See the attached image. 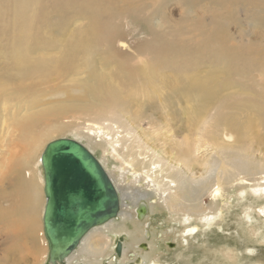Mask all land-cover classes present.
I'll return each instance as SVG.
<instances>
[{"label": "rangeland", "instance_id": "obj_1", "mask_svg": "<svg viewBox=\"0 0 264 264\" xmlns=\"http://www.w3.org/2000/svg\"><path fill=\"white\" fill-rule=\"evenodd\" d=\"M67 1L70 3H62ZM71 1L0 0V264L18 260L20 242L27 243L23 250L26 257L18 264H33L28 251L35 246L41 249L40 262L44 258L46 245L34 237V230L28 231L33 217L38 223V215L26 218L20 208L24 180L29 177L23 155L31 149L33 138L42 137L41 148L30 158L35 163L49 141L77 137L76 132L68 130L71 125L110 124L123 141L127 139V144L141 152L137 159L144 162L153 157L164 166L182 169L181 163H170L168 156L180 155L183 147L179 144L186 139L193 166L224 158L228 164L234 156L243 162L264 164V0ZM86 35L84 46L72 54V60L61 64L77 44L76 38ZM25 52L38 64L21 66L18 62ZM98 78L114 84L121 99L86 94L84 88ZM211 79L216 80L214 95L199 98L198 91H205L200 83L208 86ZM55 106L67 109L55 111ZM230 121L237 124V132L226 128L225 122ZM55 126L60 129L43 135ZM80 139L88 141L84 136ZM99 143L101 146L94 148L96 154L108 157L104 158L107 168L124 192L149 190L145 182L134 183L132 176L125 184L122 174L133 165L109 146L104 155V143ZM40 166L37 173L43 178ZM235 172L221 198L209 196L215 183L213 175L195 184L210 180L209 189L196 201L206 208V215H217L234 193L239 195L247 189L251 194L264 184L252 181L264 177L261 170L253 174ZM41 198L35 210L44 206L42 190L38 200ZM151 201L154 212L138 218L149 233L138 245L134 241L142 233H136V238L119 236L120 252L116 254L117 241L112 246L115 264H132L134 248H140L143 254L153 250L161 259L173 260L171 264H264V241L241 225L246 219L236 215L242 213L240 207H233L220 227L207 229L205 234L199 231L197 239L189 238V244H178L170 237L181 227L179 221L188 217L199 221L203 214H173L159 196ZM257 213L262 222L264 214ZM10 223L20 227L18 236L15 226L13 231L9 229ZM127 225L134 232L141 229L139 223L128 221ZM143 244L148 246L147 251ZM214 248L233 249L236 258L225 259L226 255L215 253Z\"/></svg>", "mask_w": 264, "mask_h": 264}, {"label": "bare ground", "instance_id": "obj_2", "mask_svg": "<svg viewBox=\"0 0 264 264\" xmlns=\"http://www.w3.org/2000/svg\"><path fill=\"white\" fill-rule=\"evenodd\" d=\"M75 2L77 1L76 0L71 1V3H75ZM62 3H70V1L62 2ZM85 37H87V35L84 37L76 38L78 39L77 44L72 45L66 57L60 60L61 64H64L67 61L72 60V54H74L75 51L81 49L84 46V44L82 43L84 40L88 38L87 37L86 39H84ZM21 58L22 59L18 62L21 66L28 67V66L38 64V62L34 60L32 57H30L27 52H25V55H23ZM215 82H216L215 79H211L208 86H207V83L201 82L200 86H204L205 91L199 90L198 97L202 99H207L208 96L210 97L213 96L215 93L213 84H215ZM84 91L86 94L94 96V97H98V96L106 97V95H108L115 99H121V94L119 93V90L117 89V87L111 82H109L106 78L96 79L94 83L86 86L84 88ZM52 109L55 111L57 110L64 111L67 109V107L55 106ZM108 113L113 114L114 117L117 116L116 115L117 113H115V111H110ZM216 119L218 118L216 117ZM216 119L214 120L217 122ZM225 124H226V128H231L229 129L230 131L232 129L235 132L238 131L237 124L235 122L230 121V122H225ZM69 128L70 129L68 130H71L72 132H76L77 134V137H71V138H75L81 141L101 161L104 168L110 174L118 190L121 203H120V209H119L117 216L89 230L83 236V238L81 239V242L76 247V249L65 260L64 264H105L106 262L108 264H115L114 259H117V257H113L114 253L112 249L115 246L114 247L112 246L115 244V241L119 242V240H117L119 236L124 234V235H131L133 237L136 233L137 234L142 233V237L140 239L138 238L137 242L134 241V243L138 245L141 242V240L145 238V235H146L145 233H149V228L148 229L146 227L142 228V226H145V222L140 221L139 220L140 218L138 219L137 210L142 203H145L148 206L147 216L149 217L150 216L149 213L151 211L154 212V208H153L154 204L151 201V198L155 196H159V199L164 201V204L166 205V207H168L171 213L173 214H182V215L187 214L189 216H196V215L203 214L201 216L202 218H199V221H196V220L192 221L189 217L186 219H181L179 221L181 227L178 230H175L173 232V235L170 237V239L174 238V240L177 241L178 244L180 243V241H183L189 244V240H190L189 238L193 237L197 239L199 231L201 234L202 233L205 234V231L207 229H210L215 226L220 227L219 225L224 220L226 214L232 211L231 209L233 207H240L242 213L236 212V215H240V218L243 220L246 219V222L244 221L243 223H241V225L245 229L247 227L248 231L252 235L258 236L257 239L259 241H264V218H263V221L261 222V220L259 221L256 216V211H258V213L260 214H264V184H263L264 177L252 179L253 182L257 181L258 182L257 184H263L262 186L258 185L257 188L254 189L253 191L249 190L252 192L251 194L247 191V189L242 191L239 195H235L234 193L233 195H231L230 198L224 201L225 206L222 209H220L219 213L213 216L206 215V213L204 212L206 208H202L196 202L197 198H199L200 196L199 194H201V192L204 191L205 189H209L208 187H209L210 180L206 182H202L200 186L195 185L196 183H200L204 179L205 180L207 178L210 179V177L213 175L212 177L215 183L209 189V196H211L212 198H221L226 195L227 193L226 191H228L227 188L232 184L231 180H233L235 177V173H236L235 171H239V170L241 172L245 171L249 174L257 173V171L259 170L264 172V164L258 165V164H255L254 161L253 162H250V161L243 162L244 159H242L243 160L242 161L234 156L230 158V163L228 164L225 163L226 160L224 161L225 158L223 157L224 158L223 160H220V161L215 160L212 163H208L205 166L204 164H201L198 162H195V163H198L197 166H193V162L190 158L191 146L189 142H187V140L185 139L181 144H179L180 147H183L182 151H179L180 155L175 157L168 153L169 154L168 158L171 160L170 163H173L175 161L174 165H179V163H181L183 166L182 169L175 170L174 168L177 166H164L162 162L154 160L153 157L150 158L149 162H144V161L137 159V156L141 155V152H137L136 150H134V147H132L130 144H127L126 143L127 139L123 141L122 137L115 131L114 125L108 124V125L98 126L97 124H94L92 126L91 125L90 126H80V125L74 124V125H71ZM59 129H60V126L50 127L49 130L46 131L43 135L45 136L49 132L57 131ZM84 129H86L88 132H91V134L85 133ZM207 131L209 132V130ZM226 135H229V133H226ZM81 136H84L87 138L88 140L87 143L83 142V140L80 139ZM41 138H33L31 149L23 155V157L25 158L23 162H24L25 167L29 171V177L27 180H24L26 181L24 184L25 193L23 196V202L20 204V208H21L22 215H25L26 218H29L32 214H35V213L38 215V218H39L38 223L35 222L34 217H33L28 231L32 233V231L34 230V237H36L38 241H42L46 245L47 252L45 250V252L43 253L44 258L42 259L41 262L39 258V254L41 251L40 248H37V246H35L33 247V249L31 248V250L28 251L29 252L28 254H30V256L32 255L31 257H33L32 258L33 264L35 263L44 264L45 262L50 264L48 261L49 243H48V240L45 234L44 222H43V214H44V208H45V203H46V197L44 193V171L42 174L43 178L41 177V175H39V173H37V170L39 169L38 166L39 165L42 166L41 153L36 157V163H35V160L30 159L33 156H35V151L41 148V146L39 147ZM211 138L214 141L219 142V140L215 137V135H212ZM100 140H102L104 143L103 146L101 147L104 155L106 152L109 151L107 148V146H109L113 148L114 150H116L117 152H119V154L123 155L126 159V162H128L130 165H133L131 166V169L127 170L128 171L127 173L122 174L123 182L126 184L128 178L132 176L134 179V183H144L145 182L146 186L149 187V190L147 189H144L143 191L137 190V191H133L131 194L129 192L123 191V188H121L120 185L118 184L119 180H117L115 174L109 168H107L105 159H108V157H104L105 158L104 159L103 154H101L102 157H99L95 152L94 148L101 146L99 143ZM198 142L200 143L201 140H198ZM217 148H220V147L217 146ZM242 158H247V157H242ZM248 159H250V157L247 158L246 160ZM235 160H239V161L236 162ZM157 164H159V166H156ZM226 166H229V167H226ZM197 168L200 169L198 170L199 172L198 171L194 172L196 171L195 169ZM164 171L166 172L165 174H163ZM187 172H191V175H189L190 173H187ZM125 174H127L128 176L126 177ZM185 174H188L187 179L185 178ZM124 177H126V179H124ZM247 180L245 181V183H247ZM238 181L237 183H239ZM252 181H250V183ZM242 185L243 184H241V186ZM128 188L130 187L128 186ZM41 190L44 195V206L35 210L37 204L41 205V201L43 200V198L38 200ZM131 199L132 201L129 202V200ZM128 221H131L132 223H134V225H137L139 223V225L141 226V229L134 228L136 229V232H134L133 228L131 229L130 227H128L127 225ZM14 226L16 227V235H17L18 233H20V230H21L20 227L14 223H10L8 225L9 229H11L12 231L14 230ZM172 230L173 229H171L170 231ZM95 235H98L100 238H94ZM136 235L134 236L135 238L137 237ZM14 243H15L14 246L17 247L18 246L17 243L16 242ZM26 245L27 243L20 242L19 246L21 248L18 247L20 248L18 251L19 258L18 260L16 258L14 259L16 260L14 261V264H18L21 261H23L24 263V258L26 256L23 250ZM136 247L138 248V246ZM142 247L146 249L148 246L146 244H143ZM129 249H130V246H129ZM135 249L136 248H134V251H132V255L135 256L132 264H171V262L173 261V260L161 259L159 256L160 254L158 252H157L158 254H156L153 250H150L152 251L151 253L148 252L147 250L149 248L146 249L147 252H144L145 254L142 253L143 251L139 250L140 248L137 251H135ZM180 249H181V246H180ZM215 250H214L215 253L219 251L220 253L225 254L227 257L226 256L225 257L223 256V257L230 261L236 258V251H234L233 249L224 250L222 248L220 249L216 248ZM205 251H207V249ZM179 252L181 253V250ZM116 254H118V251L116 252ZM182 256L184 255L182 254ZM99 258H102V259L99 260ZM117 261H119V259ZM255 264H260V263H255Z\"/></svg>", "mask_w": 264, "mask_h": 264}, {"label": "water", "instance_id": "obj_3", "mask_svg": "<svg viewBox=\"0 0 264 264\" xmlns=\"http://www.w3.org/2000/svg\"><path fill=\"white\" fill-rule=\"evenodd\" d=\"M41 164L48 261L64 264L89 230L117 216L120 196L101 161L77 139L59 137L49 141L41 153ZM147 211L148 206L142 203L138 218Z\"/></svg>", "mask_w": 264, "mask_h": 264}, {"label": "flooded vegetation", "instance_id": "obj_4", "mask_svg": "<svg viewBox=\"0 0 264 264\" xmlns=\"http://www.w3.org/2000/svg\"><path fill=\"white\" fill-rule=\"evenodd\" d=\"M116 252H117V248H116Z\"/></svg>", "mask_w": 264, "mask_h": 264}]
</instances>
